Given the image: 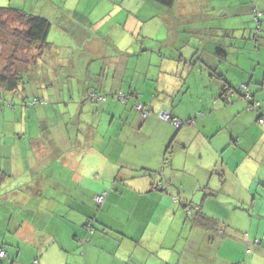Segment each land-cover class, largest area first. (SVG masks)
Here are the masks:
<instances>
[{"label":"crops","instance_id":"1","mask_svg":"<svg viewBox=\"0 0 264 264\" xmlns=\"http://www.w3.org/2000/svg\"><path fill=\"white\" fill-rule=\"evenodd\" d=\"M38 2L0 0V5L22 7L46 18L48 12L54 13L53 7L46 10V5L39 7ZM152 2L161 3L65 0L59 18L51 20L49 66L58 72L47 90L52 103L41 105L42 111L37 113L24 112L21 105L19 115L3 121L5 130L10 125L11 138L2 139L1 144L13 160H0V249L6 251L0 264H198V252L208 254L212 249L206 246H210L211 241L206 240L212 228L195 223L193 217L201 212L217 218L202 207L205 197L181 184L185 170L177 164V151L174 149L170 156L168 170L162 148L158 153L132 149L126 152V148L133 130H138L137 124L144 127L159 121L155 114L145 119L139 115L134 109L139 98L153 108L172 104L175 116L194 120L180 128L189 124L184 132L195 137L188 147L197 141V152L203 160L193 170L192 184L198 189L213 186V169L219 164L220 170L227 172L223 150L231 146L243 148L251 142L243 132L249 121L244 115L251 111L248 104L237 97L225 102L220 97L221 81L217 77L232 67L233 51L224 54L223 47L229 40H236L241 29L238 39L245 38V29L250 31V26L243 19L226 25L222 21L201 25L197 23L201 20L189 15L195 9L174 20L169 13L175 4L163 5L161 19L168 35L150 39L158 41L152 48L149 36L136 35L146 33L154 19L150 14ZM244 3L246 7L239 10L242 14L234 11L233 15L254 12L253 2L241 1L240 5ZM232 7L213 5V10L230 11ZM206 8L199 11L211 17ZM258 8L264 17V6ZM176 22L184 29L177 31ZM56 23L58 27L54 28ZM260 27L259 31L263 24ZM220 28L230 39L215 33ZM261 42L264 45L263 38ZM244 44L238 65L242 71H238V78L231 73L227 79L236 86L247 82L259 100L263 98L264 73L251 68L250 63L252 54L260 57L264 46L251 47L249 41ZM184 48L190 49L191 59H186ZM101 59L102 63H95ZM188 60L198 61L191 64ZM153 63L160 69L151 73ZM190 65L195 67L190 69ZM91 91L105 95L107 100L93 101L88 97ZM120 91H130L132 95L126 104L117 99ZM18 125L28 135L27 140L20 131L16 132ZM171 131L177 140L178 129ZM170 135L164 137V145ZM178 145L187 147L182 137ZM137 148L138 145L134 147ZM163 165L165 172L158 178ZM237 173L236 166L232 169L234 182L241 180ZM231 179L226 176L216 181L233 183ZM102 192H107V199L98 207L94 198ZM186 206H190L188 212ZM91 219L95 221V233L82 246L79 240L85 234L83 226ZM217 231L227 236L220 237L228 243L226 264H264V231L247 232V240L242 231Z\"/></svg>","mask_w":264,"mask_h":264},{"label":"rangeland","instance_id":"2","mask_svg":"<svg viewBox=\"0 0 264 264\" xmlns=\"http://www.w3.org/2000/svg\"><path fill=\"white\" fill-rule=\"evenodd\" d=\"M241 1L242 3L247 1L253 2L256 6L255 9L258 10V6H264V0H176L175 9L170 11L169 14L172 15V19L176 20L195 9V11H192L189 15L194 18L196 16L198 20H201L197 22L201 25H204V23L208 22L219 23L221 21L226 25L227 22H231L232 20L243 19L245 21H248L247 25H249L251 28L250 31L245 29V34L246 36H248L250 46L262 48L264 46L263 44H261V39H264V17H262L263 14L259 12L258 19L256 18V13L253 11H251L249 14H243L241 16L233 15L232 12L234 11L238 12V14H242V12L239 10H243V8L246 7V3H244L242 6L240 5ZM64 4L65 0H39L38 2L39 7L46 5L44 7V9L46 10L49 7H53V10L55 9L54 13H52L51 11L47 13V19L50 21L59 18V11L64 9ZM74 4H76V2ZM225 4L233 5V7L229 9L230 11H219L221 8L217 11L213 10V5L220 7L221 5ZM151 6L153 7V9L151 10L150 14L151 16H154V19L149 22V29L146 33L138 32L136 35H140L141 37L143 35L149 36L148 42L149 45L153 48V46L157 44L158 41L153 42L150 39L154 38V36L158 40L164 38L168 35V29L161 19L162 9L165 5L163 6V4L161 3L152 2ZM204 7H207L206 10L211 13V15H209L211 17H208V15H206L207 12L199 11V8L202 9ZM145 11L146 5L143 7L142 15L145 14ZM177 23L178 22H176L177 31L184 29L182 24L177 25ZM262 24V30L259 31V27ZM53 27L57 28L58 24L56 23ZM242 31L243 30L238 31L236 35L240 36L242 34ZM215 33L220 35L224 39L227 37L225 30L222 28H220L219 31ZM181 35H183L182 32ZM119 36L121 37L122 34H119ZM227 39H230V37H227ZM214 46V50H216V45ZM112 47L113 44L108 46L109 54H111V51L113 50ZM11 48H5V52L9 54ZM223 48L225 49V47ZM2 50H4V47L0 42V68L5 67L4 65H6V58L2 54ZM184 52L186 59L192 58L190 54V49L184 48ZM155 54L156 53L154 52V55ZM251 58L252 60L250 63V67L254 69L257 68V72L264 73V49L263 52L260 53V57H257L255 54H252ZM154 60L156 63L157 58L155 56ZM38 61L39 66H37L38 69L36 71H27V73L23 72L22 78L24 84L20 90H18L17 92H8L0 88V160L7 161L9 158L13 160L11 155L9 156L5 154L3 150L4 144H1L2 139L11 138L10 136H8V134H10V131H8V127H10V125L6 127V130L3 125V121L5 120V118L10 119L15 117L16 115H19V107L22 106L25 108L23 109L24 112L27 111L29 113V111H34L35 113H37L42 111L41 105L52 103L50 94L47 92V90L51 89L50 84H52V80L56 81V73L58 72L54 71L49 66L51 64L50 49H48ZM97 61L99 63H102V61L104 60H96L95 63H97ZM155 63H153L151 66V73L160 69L159 66H154ZM141 64L142 60H140V65ZM162 78L163 76H161L160 80H162ZM160 80L159 84L161 85L162 82H160ZM261 94L263 98H259V110H255L253 103L250 107V109L253 111H250V113H245L244 115L245 118H247L249 121H246V125L243 127V132H245V135H247L246 138H249L251 142L247 146L242 145L243 148H239L238 146H231L229 149L223 150L221 156L225 158L226 163L223 167L227 170V172L221 171V167L218 164L217 167L213 169V175L215 179L213 186H203L198 189L197 185L192 184V180H194L193 170L196 167H200L203 163V160L201 157H199V153L197 152V141L194 145L188 147L189 142H191V140L195 137V135H193L191 132H184V127H187L189 124L185 125L181 130L178 129L179 134L176 140V135H174L175 132H172L171 129H175V131H177V128H174V125L168 121L158 118L161 122L158 121L156 125L151 123L144 127H139V123L137 124L138 130L134 129L132 135H130L129 137L130 140L126 148V152L132 149L137 151L146 150L149 152L158 153V151H160V148H162V155H164V158H166L165 163L167 166L175 149L179 155L177 164H179V167L185 170V172L182 174L184 183L181 184L190 192L198 191L196 193L197 196L200 195L202 198L205 197L206 201L204 204L201 203L202 207H204L205 212H208L209 215L211 214V216L213 215V217L217 218L215 219L216 222L214 224L215 226L213 227H216L219 230L231 229L232 233L238 234L239 231H242L241 234H243L244 237L246 236V233L251 230L258 229L259 232L263 233L264 122H260L259 119H257V116L261 113V117L264 118V86L262 87ZM35 97H40V99H42L43 101L40 102V104L38 103L36 105H33L31 101ZM12 104L15 105L16 108H13ZM30 106H33V109H30ZM37 106H41V108L34 109ZM248 106L249 105H247V108ZM20 126L21 125L16 126L18 129V131L16 132L20 131L22 133V136L27 140L28 135L21 131ZM169 134H171L170 139L164 145L163 139ZM181 137L185 140V146H187L186 148H180L178 145ZM235 139H239L237 138V134L235 136ZM137 145L138 148L134 149V147ZM242 154H244V156L246 154V156H243V158L241 157ZM238 161L242 163H238ZM233 166H237L238 168L237 174L241 177L240 181L236 179L234 182L231 179V177L234 178V174H232V169H234ZM167 167L168 168L166 169L169 170L170 166ZM159 170L160 172L158 173V175L156 174L158 178L165 172V165H163L162 169ZM173 173L177 175V171L174 170ZM226 176H228L233 183L229 182L230 180L227 183H221L216 181V178L218 180H221ZM186 207V212H188L190 210V206ZM180 210L184 211V208H180ZM187 223L189 224L190 222L187 220ZM191 223L193 224L192 220ZM217 229L212 228L210 232L211 237L206 240L211 241L208 243L210 244V246L206 245L207 248H212L209 253L206 254L204 253V251L198 252V264H226L225 257L228 255V252L225 247L228 246V243L223 242L224 240L220 237L227 236L219 235ZM238 234H236V236ZM215 235H218L219 237H216ZM247 238L248 237L246 236L245 239L247 240ZM211 258L214 259L211 260Z\"/></svg>","mask_w":264,"mask_h":264},{"label":"trees","instance_id":"3","mask_svg":"<svg viewBox=\"0 0 264 264\" xmlns=\"http://www.w3.org/2000/svg\"><path fill=\"white\" fill-rule=\"evenodd\" d=\"M161 2L165 6H173L176 0H157ZM254 12L256 13V18L258 19L259 11L254 8ZM247 24V23H246ZM52 23L46 17L36 14L28 9L22 7H14V6H0V42L4 47L2 50L3 56L6 58L5 67L0 68V88L4 89L8 92H17L23 86V71H36L39 65V59L41 56L51 47V42L48 40L49 32L51 29ZM260 28V27H259ZM242 30V29H241ZM251 30V28H250ZM237 34V33H236ZM231 36V35H230ZM238 35H235L234 39H238ZM243 38V37H242ZM229 40L226 49L223 50L222 53L227 54L228 50L233 51L230 56L233 59L232 67L230 71H226L223 74H217V77L220 78L221 81V91L220 97L224 99L225 102L234 100L235 97L240 98L243 102L247 103L250 107L253 103H259V100L255 97L254 94L249 90L248 83H242L239 86L233 85L227 79V75H234V78H238V71H242L241 67L238 68L240 60L243 58L244 47L246 46L245 41H248V36L245 34V38L242 40ZM11 42V43H10ZM12 47V48H11ZM5 48H11L10 53L5 52ZM3 49V48H2ZM234 53V54H233ZM222 55V54H220ZM241 58V59H240ZM198 61V60H197ZM196 60H188V63L194 64L197 62ZM198 66H200V62H198ZM204 66H207L204 63ZM246 66V65H245ZM195 65H190V69H193ZM31 68V69H28ZM199 68H203L202 66ZM163 79V78H162ZM160 82L163 83L162 80ZM118 92L117 99L126 104L132 95L129 93L130 91ZM122 95V96H121ZM134 95V94H133ZM88 97L93 101H106L107 98L105 95L97 93L96 91H91L88 94ZM137 99L136 96H133ZM136 101L134 104V109L139 113L143 119L148 118L151 115H156L158 118L168 121L174 125L175 128L180 129L183 124L187 122H192L191 120H183L173 114L172 108L174 105L167 104V106L159 105L157 108H153L151 104L147 102ZM43 100L40 97H35L31 102L33 105L40 104ZM144 101V100H143ZM228 103V102H227ZM226 103V104H227ZM141 104L142 109H137L136 105ZM257 109L259 110L260 105L258 104ZM251 110V109H250ZM162 111H169L170 115L168 119H163L160 116ZM252 111V110H251ZM261 116V115H260ZM259 116V119L262 118ZM174 119H179L181 121V126H176L174 124ZM166 160V158H165ZM154 172V171H153ZM1 174V173H0ZM97 195H104L105 200L103 204H97L98 207H102L107 199V192H102ZM95 200V198H94ZM96 201V200H95ZM199 214V215H198ZM193 221L198 223L204 227L215 228V220L211 217L205 215L204 213L198 212L193 217ZM93 222V229L89 230L88 223ZM83 229L85 230V234L80 238L79 242L82 246L86 245L90 241V237L95 233V221L93 219L88 220ZM106 230V229H104ZM1 258V257H0Z\"/></svg>","mask_w":264,"mask_h":264},{"label":"built area","instance_id":"4","mask_svg":"<svg viewBox=\"0 0 264 264\" xmlns=\"http://www.w3.org/2000/svg\"><path fill=\"white\" fill-rule=\"evenodd\" d=\"M122 96V95H121ZM258 105V103H254V108L255 109H257V106ZM136 108L137 109H142V105L141 104H138V105H136ZM169 115H170V113H169V111H162L161 113H160V116L163 118V119H168L169 118ZM260 122H264V118H260V120H259ZM174 124L176 125V126H181V121L179 120V119H174ZM95 200H96V202L98 203V204H103L104 203V200H105V197H104V195H96L95 196ZM88 228H89V230L92 228L93 229V222H89L88 224ZM91 229V230H92ZM6 256V251L4 250V249H0V257H5Z\"/></svg>","mask_w":264,"mask_h":264},{"label":"clouds","instance_id":"5","mask_svg":"<svg viewBox=\"0 0 264 264\" xmlns=\"http://www.w3.org/2000/svg\"><path fill=\"white\" fill-rule=\"evenodd\" d=\"M248 108L250 109V106H248ZM260 120V119H259Z\"/></svg>","mask_w":264,"mask_h":264}]
</instances>
